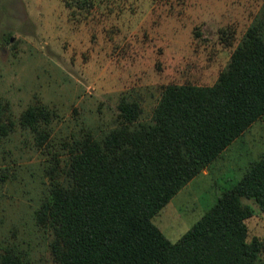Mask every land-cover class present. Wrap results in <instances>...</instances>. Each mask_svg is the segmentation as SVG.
I'll list each match as a JSON object with an SVG mask.
<instances>
[{
    "label": "rangeland",
    "instance_id": "1",
    "mask_svg": "<svg viewBox=\"0 0 264 264\" xmlns=\"http://www.w3.org/2000/svg\"><path fill=\"white\" fill-rule=\"evenodd\" d=\"M264 0H0V100L9 132L0 139V250L26 264H56L53 233L35 210L49 192L43 167L74 138L118 124L123 95L150 120L170 83L213 85ZM40 100L55 110L50 137L20 123ZM264 154V116L191 180L153 221L177 241ZM9 172V177L3 176ZM248 221L264 240V211Z\"/></svg>",
    "mask_w": 264,
    "mask_h": 264
},
{
    "label": "trees",
    "instance_id": "2",
    "mask_svg": "<svg viewBox=\"0 0 264 264\" xmlns=\"http://www.w3.org/2000/svg\"><path fill=\"white\" fill-rule=\"evenodd\" d=\"M117 126L74 138L66 155L44 164L49 192L35 210L53 233L56 264H264V240L249 238L248 221L264 211V154L180 239L154 217L191 180L264 116V1L213 85L170 83L150 120L123 95ZM0 100V139L9 132ZM55 110L37 100L20 117L39 147ZM5 178L9 172H4ZM0 264H26L15 247Z\"/></svg>",
    "mask_w": 264,
    "mask_h": 264
},
{
    "label": "crops",
    "instance_id": "3",
    "mask_svg": "<svg viewBox=\"0 0 264 264\" xmlns=\"http://www.w3.org/2000/svg\"><path fill=\"white\" fill-rule=\"evenodd\" d=\"M204 171V170H203Z\"/></svg>",
    "mask_w": 264,
    "mask_h": 264
}]
</instances>
